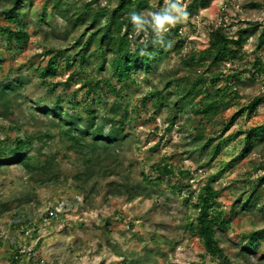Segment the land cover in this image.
Segmentation results:
<instances>
[{"label": "rangeland", "instance_id": "374dc122", "mask_svg": "<svg viewBox=\"0 0 264 264\" xmlns=\"http://www.w3.org/2000/svg\"><path fill=\"white\" fill-rule=\"evenodd\" d=\"M53 1L27 0L14 14L22 21L20 28L30 33L24 43L18 44L0 31V84L18 76L27 79L24 89L9 96V109L0 108V145L12 143L23 133L49 132L50 138L36 140L35 148L42 147V153L31 152V162L36 166L37 158L43 163L46 155H53L57 163L49 173L33 169L31 175L19 164L0 169V264H226L206 253L198 236L190 231L198 213L196 195L209 181L219 191L211 212L227 221L216 225L215 231L228 264H264V233L256 253L246 258L239 254L245 241L241 235L264 228V211L254 209L252 214L239 205L232 209L239 194L251 193L247 184L264 176V144L241 156L244 132L264 123V47L256 49L257 33L246 32L239 56L214 67L220 74L218 86L231 81L238 94L230 93V106L221 109L213 121L202 123L207 136H215L219 145L216 156L211 158L209 150L200 153L194 149L192 136L201 115L191 106L177 113L171 107L155 106L150 95L164 86L166 76L184 80L202 76L208 82L209 61L190 70L184 60L207 48L212 29L222 27L236 38L238 29L264 20V0H209L180 24L184 44L180 51L170 52L150 72L132 74L126 81H118L108 64L99 72L94 58L84 70L99 79L102 90L91 93L81 88L76 75L71 76L79 70L78 59L70 69L63 63L66 53L77 52L73 38L79 29L69 27L61 11L91 0H66L68 6L59 5L61 10L54 8ZM148 2L150 8L142 11L145 15L164 7V0L162 4L160 0ZM8 6L0 0V28L10 23L2 12ZM105 21L106 17L101 19ZM51 49L61 51L56 59L58 74L47 80L55 86L47 89L38 68L46 64ZM72 94L97 111L118 103L120 114L127 119V136L120 152L105 161L114 174L85 185L75 179L83 170L79 155L35 109L52 106L57 96L62 98L61 105L69 108ZM255 97L262 100L256 109L241 111ZM200 99L194 100L195 108H200ZM235 113L239 115L233 125L219 139L218 122L228 121ZM163 165L172 174L160 176ZM54 172L59 179L47 181ZM41 178L45 180L42 183ZM121 180L139 185L141 194L131 199V193H109L110 182ZM260 205L264 206V190Z\"/></svg>", "mask_w": 264, "mask_h": 264}, {"label": "trees", "instance_id": "16d2710c", "mask_svg": "<svg viewBox=\"0 0 264 264\" xmlns=\"http://www.w3.org/2000/svg\"><path fill=\"white\" fill-rule=\"evenodd\" d=\"M9 6L2 10L10 21L8 25L0 28L2 34L15 41L18 44L24 43L30 36L28 31L20 28L22 21L14 14L21 9L27 0H3ZM101 0H91L82 6H74L73 8L65 7L61 10L58 7L61 4L68 6L66 0H54V8H60L62 17L66 20L69 27H77L79 34L74 40V46L77 52L74 54L66 53L63 63L70 69L72 63L77 59L79 61L78 71H73L71 76L76 75V79L81 83V88L86 93L97 92L102 90L99 79L90 77L86 74L85 66L90 65L91 61L96 58L94 64L99 72L104 70L105 64L114 71V76L120 82L126 81L132 74L138 72H150L153 65L161 64L169 56L170 52H178L183 47L181 39L180 24L172 28L166 36V40L171 41V47H163L161 45H152L153 34L151 30L147 33H137L129 19V13L132 11L142 12L144 9L150 8L149 0H104L105 4L101 5ZM209 0H191L187 3L186 10L188 13L198 10L200 6L205 5ZM97 3L96 7L92 5ZM162 4V0L159 2ZM106 17L104 23L101 19ZM257 33L256 49L264 47V20L261 22H250L248 28H240L236 32V38L229 36L228 32L222 28H214L209 34L208 46L204 51L199 52L197 56L192 54L188 59L184 60V64L189 69L208 62L206 73H210V79L197 76L193 80L189 78H175L166 76L163 78L164 86L156 88L150 92L153 97L154 105L158 107H171L174 113L185 112L188 106L191 110L201 115L197 126L194 128L193 134L194 149L204 152L209 150L211 158L219 153V145L215 143V136H207L205 133L204 121H213L214 117L221 109H227L230 93H234V84L218 86L220 82V74L214 72V67L220 63L235 60L240 53V49L245 40V33ZM145 36H148L144 39ZM94 46L93 49L91 47ZM141 50H146L150 55L141 56ZM60 49L49 50L50 58L44 66L38 68L39 77L46 84L47 89H53V83H47L48 79L56 77L58 74V64L56 59ZM93 63V62H92ZM89 76V77H88ZM235 76V75H234ZM27 79L21 76L11 81L0 84V108L9 109L11 102L9 96L15 92L24 89ZM110 87V84L107 83ZM72 94L71 99L67 102L69 108H64L62 98L57 96L53 100L52 106L39 107L35 109L47 121V126L57 130L58 135L67 144L68 148L74 150L79 155L82 162L83 170L78 172L75 179L84 185L93 180L97 181L100 177L106 178L114 174L110 165L105 164L106 159H114L122 148V143L127 136L124 126L126 124V115L120 114L121 106L118 103H112L101 111L94 110L90 104H82L77 101ZM200 96L198 101L200 108L193 106L194 100ZM173 97L175 100L171 101ZM260 97L253 98L241 111L248 113L253 112L261 103ZM80 107L85 110L81 112ZM69 109L71 111L69 112ZM239 114L235 113L228 121L220 120V134L217 136L222 139L233 125ZM175 117V115H174ZM173 119H171L172 123ZM243 148L241 156L245 157L258 149L264 144V123L250 128L244 132ZM49 132H39L35 135L23 133L17 136L10 144L3 143L0 145V169L5 166L19 164L30 175L33 169L40 172L49 173L52 171L56 163V157L46 155L45 161L42 163L39 158L36 159V166L31 162V152L42 153V147L35 148L36 140L39 142L50 138ZM195 151V150H193ZM160 176L172 174V170L163 165L159 171ZM183 175L188 174L187 171L181 172ZM42 179V178H41ZM59 179L58 173H53L47 181H56ZM45 180H40L44 182ZM97 183V182H96ZM264 176L258 177L256 180L247 184V189L251 193L239 194L234 200L232 209L239 205L242 210H247L255 214L254 209L263 212L264 206L260 205L261 194L264 190ZM140 186L137 184L130 185L127 180H121L120 183L110 182L109 193H117L118 195L129 194L130 198H134L141 194ZM245 192V191H244ZM219 191L214 189L210 181L201 187L196 195V203L194 207L198 210L196 224L190 225V231L194 232L202 243L206 253L221 258L227 262V257L223 254V249L219 246L216 238V225H224L227 223L225 218L211 212L216 206V199ZM264 233V228L251 230L241 235V240H245L239 254L246 258L249 254L257 252V244L260 241V235ZM128 264H142L141 261H132Z\"/></svg>", "mask_w": 264, "mask_h": 264}, {"label": "clouds", "instance_id": "9594fccd", "mask_svg": "<svg viewBox=\"0 0 264 264\" xmlns=\"http://www.w3.org/2000/svg\"><path fill=\"white\" fill-rule=\"evenodd\" d=\"M189 13L183 0H164V7L158 12H150L145 15L142 12L132 11L129 19L133 29L137 33H147L149 29L153 34L152 45L171 47V41L166 40L170 30L178 24L187 21ZM141 56L150 55L146 50H141Z\"/></svg>", "mask_w": 264, "mask_h": 264}]
</instances>
